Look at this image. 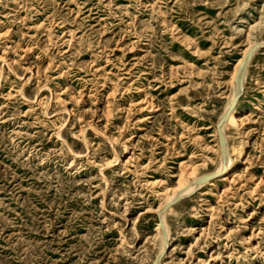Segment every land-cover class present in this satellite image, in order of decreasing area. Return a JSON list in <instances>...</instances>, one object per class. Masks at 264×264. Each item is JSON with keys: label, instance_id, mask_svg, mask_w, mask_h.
I'll return each instance as SVG.
<instances>
[{"label": "rangeland", "instance_id": "374dc122", "mask_svg": "<svg viewBox=\"0 0 264 264\" xmlns=\"http://www.w3.org/2000/svg\"><path fill=\"white\" fill-rule=\"evenodd\" d=\"M262 39L264 0H0V264H152ZM243 78L158 264H264V46Z\"/></svg>", "mask_w": 264, "mask_h": 264}, {"label": "bare ground", "instance_id": "6f19581e", "mask_svg": "<svg viewBox=\"0 0 264 264\" xmlns=\"http://www.w3.org/2000/svg\"><path fill=\"white\" fill-rule=\"evenodd\" d=\"M257 19V18H256ZM253 25V24H252ZM244 31V30H243ZM140 39V38H139ZM179 40V39H178ZM259 44H264V39H262L261 41L257 42ZM256 43H252L249 42L244 49L242 50L241 56L240 58L236 61V63L234 64L232 71H231V84H232V90L231 93L229 95L228 101L221 113V115L219 116V118L217 119L216 122V130L218 133V127L221 130L222 134H223V141L222 143L219 142V165L217 167V169L214 171L216 173H218L219 175L214 177V178H218V177H222V178H226L225 175L227 173H229L230 171L233 170L234 168V164L231 163V158L228 152V147H227V141H226V137L224 134V126L226 124H231V125H238L240 123V118L238 117V113H239V109L235 106V104H232V99L233 97L241 91L242 89V84H243V76H244V72H245V68H246V64L248 61V56H247V52L248 50ZM143 50V49H142ZM8 64V63H7ZM12 69V68H11ZM29 78V77H28ZM42 87V86H41ZM140 89V88H139ZM264 96V95H263ZM147 100V99H146ZM148 102V100H147ZM153 103V102H152ZM145 105H147L146 103H144ZM242 104V103H241ZM242 106V105H241ZM153 107V106H152ZM249 107V106H248ZM150 108V107H149ZM147 109V107H146ZM70 111V110H69ZM152 112V111H151ZM227 114V116H226ZM147 115V114H146ZM244 122V121H243ZM140 126V125H139ZM246 126V125H245ZM62 127V126H61ZM82 131V130H81ZM59 133V132H58ZM81 133V132H80ZM84 135V134H83ZM56 136V135H55ZM60 137V136H59ZM84 145H86L84 143ZM249 145V141L247 138H245L242 141L241 146L239 147V149L237 150V157L239 159V161H242L247 153V146ZM69 147V146H68ZM208 147V146H207ZM70 148V147H69ZM68 148V149H69ZM71 150V149H70ZM71 152V151H69ZM75 154V153H74ZM76 155V154H75ZM78 155V154H77ZM121 161V160H120ZM70 162V161H69ZM71 163V162H70ZM111 163V162H110ZM106 164V163H105ZM109 164V163H107ZM114 164V163H113ZM69 166V165H68ZM108 166V165H107ZM187 166V164L185 165ZM191 167V166H190ZM128 168V167H127ZM185 168V167H184ZM100 169V168H99ZM188 169V168H187ZM100 171V170H99ZM211 172V173H214ZM181 173V172H180ZM105 174V173H104ZM207 174V173H206ZM210 174V173H209ZM103 175V174H101ZM181 175V174H180ZM203 176V175H199V176H195L193 177L190 181L188 182H181L179 181L178 185L167 194L164 202L156 209V213L158 214V220L159 222H157V228L158 232H159V236H160V249L153 261L152 264H158L157 262V258L160 255V252H163L164 248L169 244V238L168 236H166V234L164 233V229L165 227V222H164V213H165V206L167 204H169L170 202H173L175 200H177L180 196H187L188 194H190L194 189L202 187L206 184H210L212 182V179L209 180H200L199 178ZM107 181V179H106ZM105 181V182H106ZM150 181V180H149ZM157 181V180H156ZM227 181V180H226ZM178 182V181H177ZM152 183V182H151ZM159 183V182H158ZM107 184V183H105ZM106 186V185H105ZM108 186V185H107ZM166 186V185H165ZM163 187V186H162ZM167 187V186H166ZM106 188V187H105ZM106 190V189H105ZM169 190V189H168ZM219 194V193H218ZM104 195V194H103ZM104 198V197H103ZM104 203V202H103ZM142 213H144V211H139V213L137 214V216L134 218V221L138 218V216H140ZM135 224V223H134ZM121 230V229H120ZM167 230V228H166ZM168 231V230H167ZM166 232V231H165ZM122 235V234H121ZM154 237V236H153ZM125 239V238H124ZM196 239V238H195ZM149 241V240H148ZM126 242V241H125ZM154 242V241H153ZM212 242V241H211ZM259 249V248H258ZM190 253V252H189ZM179 262V261H178Z\"/></svg>", "mask_w": 264, "mask_h": 264}, {"label": "water", "instance_id": "95a60500", "mask_svg": "<svg viewBox=\"0 0 264 264\" xmlns=\"http://www.w3.org/2000/svg\"><path fill=\"white\" fill-rule=\"evenodd\" d=\"M261 46H264V44H259V43L254 44V45L248 50V52H247V56L250 57V56L252 55V53H253L258 47H261ZM240 93H241V92H238V93L233 97V99H232V104H235V103H236V101H237V99H238ZM226 116H227V114H226ZM218 136H219V142L222 143V141H223V134H222L221 130L219 129V127H218ZM218 175H219L218 173L214 172V173H210V174H205V175L201 176L199 179H200L201 181H202V180H203V181H204V180H209V179H212V178H214V177H216V176H218ZM180 198H182V197H179L178 199H180ZM165 208H166V206H165Z\"/></svg>", "mask_w": 264, "mask_h": 264}]
</instances>
